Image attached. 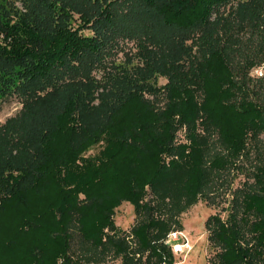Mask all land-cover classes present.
<instances>
[{"label":"trees","instance_id":"obj_1","mask_svg":"<svg viewBox=\"0 0 264 264\" xmlns=\"http://www.w3.org/2000/svg\"><path fill=\"white\" fill-rule=\"evenodd\" d=\"M20 1L23 10L0 2V100L22 102L0 124V264H99L110 253L119 264H169L164 239L182 228L180 213L210 198L264 128V76L251 72L264 66V48L240 38L264 31V0H250L252 17L238 23L230 0ZM119 36L135 48L116 64ZM231 46L238 60L224 103L240 127L220 133L223 151L210 159L205 113L194 96L183 106L181 98L203 88L209 54ZM153 47L167 54L155 60ZM134 59L140 66H129ZM101 65L98 80L91 71ZM157 87L169 98L165 111L144 99ZM117 113L123 121L114 126ZM173 113L188 117L175 146ZM143 123L152 130H138ZM250 173L226 218L206 219L221 248L211 264H264L263 156ZM123 200L134 211V247L113 218Z\"/></svg>","mask_w":264,"mask_h":264},{"label":"rangeland","instance_id":"obj_2","mask_svg":"<svg viewBox=\"0 0 264 264\" xmlns=\"http://www.w3.org/2000/svg\"><path fill=\"white\" fill-rule=\"evenodd\" d=\"M230 2L235 8L232 18L233 22L238 23L252 17L251 7L249 5L251 2L250 0H230ZM2 3L6 4L4 8L11 7L14 4V6L18 9H24L20 0H14V3L12 2L13 4H11V0L6 3ZM213 16L214 14L211 15V18ZM148 32L152 38H155L154 35L158 33V30L153 28L148 29ZM259 33L260 32L258 31L254 35L245 33V35H241L240 38H242L246 44L250 45V42H252L253 46H258V48L261 49L264 48V31H262L261 34ZM134 48L135 42L132 38L128 36L117 37L116 48L114 53L111 55L114 59L112 62L116 64L121 63L125 55L130 54ZM167 50L168 49L166 48L153 47V56L155 60H159L163 55L167 54ZM242 50L243 49H241V51ZM209 55L210 62L208 71L205 75L203 88L193 93V95L191 94L190 98L184 95L181 98L183 102L181 105L183 106L189 104L187 102L194 96L196 102L203 109V112L208 120V135L213 145V149L211 148L208 153V156L211 159L215 152L223 151V146L220 142L222 132H225V134L231 133L234 130H239L240 126L237 120L238 112L235 111L230 103H224V100L227 99V92L224 88L225 81H227L231 76L233 64H235L238 60L235 47L231 46L230 48L221 49L220 53L213 51ZM109 63L106 68L109 67ZM129 66L135 67L140 66V64L136 59H134ZM102 68L103 67L101 65L96 68L94 67L91 71V73L98 80L103 79ZM251 72L252 74L254 73L253 70ZM155 80L156 86H159L165 79L159 74H156ZM143 95L147 103L156 111H165L169 104V98L166 92H164L161 88L158 89L157 87V90L153 92L145 91ZM92 102L98 103V97L92 100ZM21 106L22 102H20L13 95L0 100V124L8 117L17 115ZM187 120V116L182 117L181 114L178 113L172 114V130H174L172 143L174 146L182 141H185V134L188 130ZM121 121H123L122 113H117L112 118V124L114 126H118ZM138 130L152 129L149 123H143ZM256 138L257 142L252 138L247 140L246 148L250 154L248 156L240 157L239 161H237L238 166L234 167L229 172L225 180L220 181V183L218 181L215 191L212 194H209L210 198H199L196 202L188 206L180 213L179 219L181 220L182 228L174 230H181L182 233L178 236V239L170 241L171 244L168 243L171 251L173 252L172 261L169 264H211V262L216 259L215 254L221 248L217 244H214L211 240L209 241L206 219L212 213H217L220 218L225 219L233 190L235 188H239L244 181L252 180L250 171L252 170L253 164L257 159L262 156L264 157V128L261 129ZM254 142L258 144V151H256ZM102 146H104V143L100 140L88 148L84 152V155H93L97 153ZM114 210L113 218L117 229L120 230L119 235L123 236L131 247H134L135 237L131 231V226L134 223L135 216L132 205L128 201L123 200L115 207ZM173 242H180V248L177 247V249H175L172 246ZM119 263L120 258L118 256L114 257L113 253H110L106 257V260L99 264Z\"/></svg>","mask_w":264,"mask_h":264},{"label":"built area","instance_id":"obj_3","mask_svg":"<svg viewBox=\"0 0 264 264\" xmlns=\"http://www.w3.org/2000/svg\"><path fill=\"white\" fill-rule=\"evenodd\" d=\"M255 69H261L260 67H256ZM181 230H170L167 233L166 238L164 239L165 242L170 243V241H174L175 239H178V236L181 234ZM171 244V243H170ZM172 246L177 249L176 246H178V248H180L181 243L180 242H173Z\"/></svg>","mask_w":264,"mask_h":264},{"label":"clouds","instance_id":"obj_4","mask_svg":"<svg viewBox=\"0 0 264 264\" xmlns=\"http://www.w3.org/2000/svg\"><path fill=\"white\" fill-rule=\"evenodd\" d=\"M253 71L255 74H259L261 76H264V66H262L261 69H254Z\"/></svg>","mask_w":264,"mask_h":264},{"label":"bare ground","instance_id":"obj_5","mask_svg":"<svg viewBox=\"0 0 264 264\" xmlns=\"http://www.w3.org/2000/svg\"><path fill=\"white\" fill-rule=\"evenodd\" d=\"M176 247H178V246H176Z\"/></svg>","mask_w":264,"mask_h":264}]
</instances>
